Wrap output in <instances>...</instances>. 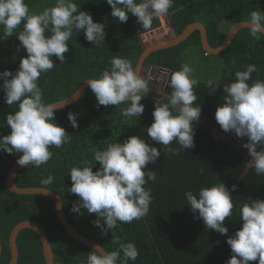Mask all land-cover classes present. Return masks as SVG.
I'll use <instances>...</instances> for the list:
<instances>
[{"label":"trees","instance_id":"obj_1","mask_svg":"<svg viewBox=\"0 0 264 264\" xmlns=\"http://www.w3.org/2000/svg\"><path fill=\"white\" fill-rule=\"evenodd\" d=\"M155 3L177 35L203 24L213 49L236 23L264 28V0ZM158 25L148 0H0V264L26 220L45 230L54 264H101L67 236L50 199L13 194L5 181L31 151L43 108L87 80L127 91L139 36ZM190 49L219 61L217 80L185 79ZM156 69L170 74L161 98L142 84L118 103L90 87L49 114L39 153L15 184L56 193L69 224L103 247L108 264H264V171L235 144L264 160V36L243 29L221 55L205 56L195 32L151 54L144 70ZM243 106L233 140L218 135ZM16 245L17 264H45L33 231Z\"/></svg>","mask_w":264,"mask_h":264},{"label":"water","instance_id":"obj_2","mask_svg":"<svg viewBox=\"0 0 264 264\" xmlns=\"http://www.w3.org/2000/svg\"><path fill=\"white\" fill-rule=\"evenodd\" d=\"M169 22L172 26L170 18H169ZM243 29H250L264 36L263 27L251 22H239L236 23L235 25H232V27L226 34L222 44L218 48L213 49L208 44L206 37V29L204 25L201 23L190 24L178 35L173 33L172 36H165L158 42H153L149 45H142L143 51L141 52V55L139 56L136 65L134 67L130 85L127 91L123 95H117L111 89H109L105 84L99 81L87 80L70 97L62 101L52 103L46 106L45 108H43L36 117L35 139L31 151L17 164H15L7 174L5 185L8 191L19 196L39 195L50 199L54 205L56 217L59 223L61 224L63 230L67 234V236L76 243L80 244L81 246H84L92 251H95L101 258V264H108L109 258L103 247H101V245H99L98 243L90 240L89 238L79 234L69 224L62 208V201L56 193L44 188H20L15 184V177L18 174V172H20L23 168L28 166L39 153V150L42 145L43 123L46 117L54 111L66 108L77 102L79 99L83 97L86 90L90 87L99 90L106 97H108L109 99L115 102L125 103L129 101L135 95V93L142 88V81L146 78L147 75V72H145L144 67L147 58L151 54L161 50H166L176 47L184 43L186 40L189 39V37L192 34L197 32L199 33L201 49L210 56H219L229 47V45L231 44L232 40L235 38L237 33ZM25 229L33 231L39 238L45 264H54L50 241L47 237L45 230L40 226L39 223L31 220L20 222L11 231L8 237V246L10 249V260L8 264H17L18 251H17L16 239L19 233ZM1 252H2V242L0 239V256H1Z\"/></svg>","mask_w":264,"mask_h":264},{"label":"rangeland","instance_id":"obj_3","mask_svg":"<svg viewBox=\"0 0 264 264\" xmlns=\"http://www.w3.org/2000/svg\"><path fill=\"white\" fill-rule=\"evenodd\" d=\"M152 10L153 15H155L158 19L159 25L156 29L143 33L139 36L142 45H149L153 42H158L165 36H172L173 35V28L169 22V15L163 11L159 10L155 4V0H148ZM182 60L186 66L185 72V79L190 81H205V82H212L219 78L218 69L220 68L219 61L218 63H213L215 59L208 58L203 59L201 58L200 53L196 50H187L182 55ZM146 72V71H145ZM170 74L168 72L163 71L162 69H156L153 72H147L146 78L142 81L143 87L145 90L152 89L154 92V98H161L163 97V92L166 84L168 83ZM142 89V88H141ZM251 106V105H247ZM258 106V105H256ZM243 106L242 109L237 110L233 116V119L228 122L222 129H214V131L218 135L225 136L229 140H233L231 133V127L234 123V118L237 117L245 108ZM263 107V106H262ZM185 108V106H183ZM188 109V108H187ZM237 148L251 160V164L261 168L264 171V160L260 157V155L250 151L244 145H241L239 142L235 143Z\"/></svg>","mask_w":264,"mask_h":264},{"label":"clouds","instance_id":"obj_4","mask_svg":"<svg viewBox=\"0 0 264 264\" xmlns=\"http://www.w3.org/2000/svg\"><path fill=\"white\" fill-rule=\"evenodd\" d=\"M156 4V3H155ZM157 6V5H156ZM158 8V7H157ZM159 9V8H158ZM160 10V9H159ZM163 11H165V10H163ZM167 14H168V12L167 11H165ZM169 15V14H168ZM170 18V17H169ZM173 33H174V31H173ZM204 52V51H203ZM204 53H206V52H204ZM209 55V54H208Z\"/></svg>","mask_w":264,"mask_h":264},{"label":"built area","instance_id":"obj_5","mask_svg":"<svg viewBox=\"0 0 264 264\" xmlns=\"http://www.w3.org/2000/svg\"><path fill=\"white\" fill-rule=\"evenodd\" d=\"M208 54L207 53H205V56H207Z\"/></svg>","mask_w":264,"mask_h":264}]
</instances>
